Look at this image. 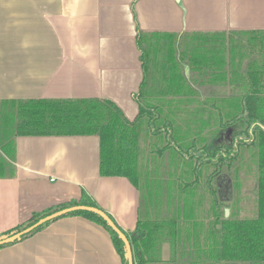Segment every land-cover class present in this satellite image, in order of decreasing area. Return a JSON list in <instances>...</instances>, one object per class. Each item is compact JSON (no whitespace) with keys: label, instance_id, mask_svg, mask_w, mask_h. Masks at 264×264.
<instances>
[{"label":"crops","instance_id":"1","mask_svg":"<svg viewBox=\"0 0 264 264\" xmlns=\"http://www.w3.org/2000/svg\"><path fill=\"white\" fill-rule=\"evenodd\" d=\"M249 31H264V0H0V103L106 99L133 121L138 114L133 95L143 79L139 32ZM180 116L186 113L175 121ZM192 129L183 126L178 133L192 141L201 131ZM209 131H201L204 143L225 142L223 132ZM155 150L164 163L141 157L136 188L124 177L100 176L97 136L14 137L13 175L0 171V234L33 213L78 201L85 192L126 234L139 221L167 223L157 233L163 236L157 237L160 245L150 264H234L212 254L220 241L217 218L227 217V208L217 207L219 177L212 197L209 168L171 161ZM3 158L0 146V166ZM200 171L203 181L196 176ZM0 264L122 261L100 225L62 216L0 249Z\"/></svg>","mask_w":264,"mask_h":264},{"label":"trees","instance_id":"2","mask_svg":"<svg viewBox=\"0 0 264 264\" xmlns=\"http://www.w3.org/2000/svg\"><path fill=\"white\" fill-rule=\"evenodd\" d=\"M136 41L143 79L139 91L133 95L138 106L133 121L127 120L122 111L106 99L3 102L0 103V122L3 121L0 124V146L3 152L12 160L16 136H97L100 176L124 177L138 188L145 129L152 138L162 139L160 155L170 151L185 163L193 162L197 169L209 168L206 184L213 197L214 180L234 165L243 148L255 146L256 216L217 218L221 225L220 241L212 254L217 260L228 263L264 264V31L139 32ZM184 113L190 117L183 125L186 129L202 131L212 122H218L217 127L222 129L219 131L230 133L229 140L224 144L211 141L197 146L194 141L203 133L199 131L188 142L189 138L178 133L181 127L175 121L177 115ZM205 115L209 116L207 121L203 119ZM13 168L11 162L3 158L2 176L11 177ZM75 205L98 208L82 192L78 201L33 213L28 220L1 233L0 239ZM66 216L84 217L104 228L122 264H128L123 242L103 219L87 212H73L63 217ZM53 221L35 228L14 243L41 231ZM166 225V222L139 221L131 234L118 227L131 245L134 264L154 261V253L160 245L157 237L163 236L157 233ZM9 245L0 246V249Z\"/></svg>","mask_w":264,"mask_h":264},{"label":"rangeland","instance_id":"3","mask_svg":"<svg viewBox=\"0 0 264 264\" xmlns=\"http://www.w3.org/2000/svg\"><path fill=\"white\" fill-rule=\"evenodd\" d=\"M227 94V93H226ZM153 101V100H152ZM154 104H157L153 101ZM177 125L179 127H183V125L188 122V119L186 117H179L176 119ZM207 121V120H206ZM0 124H3V121L0 122ZM218 122H212L210 126L207 128H204V131L211 130L212 131H219L222 130L217 127ZM212 127V128H210ZM199 128V126H198ZM217 129V130H216ZM144 135L145 138L143 142L141 143V149H142V160L147 158V161H158L159 157H157V153H153V150L159 149L163 146L162 139L159 138H152L149 133L144 129ZM208 134V133H206ZM229 135V134H228ZM227 135V136H228ZM202 138V139H201ZM201 138L195 139V143L197 146L202 145L205 142L206 135H202ZM188 140V139H187ZM189 142L191 140H188ZM256 152L257 149L255 146H252L250 148H243L241 151L240 157L234 162V165L230 169H225L226 171L230 172L229 182H232L230 185V192H231V200H227V202H221L220 196L216 194V197L219 201H217V207L218 204H221V207L227 208L229 210V213L226 217V219H247V218H254L257 213V205H256V183H257V168H256ZM170 151L164 152L163 154L166 156H169L171 161L176 162H182L181 158H178L176 156L172 157V153ZM6 160H10L9 155L5 153ZM166 156V157H167ZM152 157V159L150 158ZM165 157V158H166ZM164 159V158H163ZM165 160V159H164ZM164 163L162 159L159 160V162ZM193 169V166H192ZM189 171V170H188ZM187 168H185V171L182 175L188 172ZM198 180L203 181V171L199 172V174L196 175ZM192 179V178H191ZM216 199V198H215ZM216 201V200H214ZM204 204L206 205V201L204 200ZM220 209V206H219ZM221 219H223V212L220 211Z\"/></svg>","mask_w":264,"mask_h":264},{"label":"water","instance_id":"4","mask_svg":"<svg viewBox=\"0 0 264 264\" xmlns=\"http://www.w3.org/2000/svg\"><path fill=\"white\" fill-rule=\"evenodd\" d=\"M175 1L180 2V0H175ZM73 212L93 213V214L97 215L98 217H100L101 219H103L107 223V225L117 234L119 239L123 242L125 250H126L127 263L128 264H134L132 248H131V245H130L127 237L125 236V234L118 228V226L110 219V217L104 211H102L96 207H90V206L75 205V206H71V207L56 211L50 215H47V216L41 218L35 224H33L32 226H30L28 228H26V229H24L18 233H15L11 236L0 239V246L12 244L16 240H18L20 237L30 233L35 228H37V227H39V226H41V225H43L49 221L55 220L57 218H60L62 216H65V215L73 213ZM228 213H229V210L225 209V214L228 215Z\"/></svg>","mask_w":264,"mask_h":264},{"label":"flooded vegetation","instance_id":"5","mask_svg":"<svg viewBox=\"0 0 264 264\" xmlns=\"http://www.w3.org/2000/svg\"><path fill=\"white\" fill-rule=\"evenodd\" d=\"M224 137H225L224 143H226L230 138V133L224 134ZM221 143H223V142L221 141ZM215 144H217V143H215ZM229 174H230V172L225 170L222 174H220L218 176L219 177L218 194L220 195L222 200H228L231 197V192H230L231 182H229V178H231V177Z\"/></svg>","mask_w":264,"mask_h":264}]
</instances>
